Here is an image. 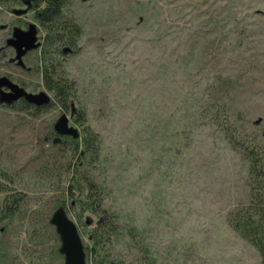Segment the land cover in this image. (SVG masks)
Listing matches in <instances>:
<instances>
[{"label":"rangeland","instance_id":"obj_1","mask_svg":"<svg viewBox=\"0 0 264 264\" xmlns=\"http://www.w3.org/2000/svg\"><path fill=\"white\" fill-rule=\"evenodd\" d=\"M63 16L81 33L59 69L74 82L72 108L84 110L96 148L79 160L69 143L52 141L56 105L0 103V182L6 173V186L23 194L10 220L0 191V264H62L48 222L58 205L77 226L86 264H96L90 233L104 213L114 230L97 252L115 264H262L227 221L248 199V165L221 117L264 126V0H68ZM11 18L3 6L0 24ZM39 50L30 71L0 54V75L52 98ZM86 179L92 209L67 190Z\"/></svg>","mask_w":264,"mask_h":264},{"label":"trees","instance_id":"obj_2","mask_svg":"<svg viewBox=\"0 0 264 264\" xmlns=\"http://www.w3.org/2000/svg\"><path fill=\"white\" fill-rule=\"evenodd\" d=\"M15 2L18 0H0L3 6L12 5ZM67 2L68 0H38L36 4V18L43 31L39 36L41 46L39 47L37 66L44 87L52 93L50 103L37 107L20 99L10 107H15L17 110L43 111L51 105H56L62 112L71 109L73 121L82 127V133L79 134L80 138H69L67 143L71 145L72 152L76 153L80 160L92 149L95 150L96 133L85 124L84 110L72 108L74 82L62 75V71L59 69V64L62 62L60 48L64 45L75 47L81 33L80 27L74 21L63 16ZM212 110L219 117V108L212 105ZM235 114L238 115H234L233 119L223 114L221 127L233 144L240 148L247 161L246 183L249 195L246 201L229 211L227 221L240 236L257 249L260 260L264 264V126L260 127L254 123H249L250 126L242 124L239 113ZM53 135H55L54 128ZM54 143L61 144L63 142L56 141ZM1 177L3 180L0 182V191L4 192L1 215L12 220L20 210L23 194L19 191L16 192L13 187L9 189L6 186V183L9 182L6 173ZM94 185V181L86 179L83 182L77 181L76 184L68 183L67 190L69 195L75 196V189H77L80 193L77 195H81V198H78L81 207L92 209L96 191ZM104 214L105 216L98 220L91 229L92 246L89 248L91 251L89 252L95 256L96 264H115L106 251L104 254L97 252L101 244L109 240L110 234L114 230L112 222L106 217V213ZM54 251L56 250L54 249Z\"/></svg>","mask_w":264,"mask_h":264},{"label":"water","instance_id":"obj_3","mask_svg":"<svg viewBox=\"0 0 264 264\" xmlns=\"http://www.w3.org/2000/svg\"><path fill=\"white\" fill-rule=\"evenodd\" d=\"M28 6L24 8H11L14 13H24ZM14 42L11 44L17 48L16 57L21 62V55L30 48H36L40 44L38 39V29L34 24H30L28 29L20 31L17 27L14 28ZM17 42L18 44H16ZM18 45L24 46L18 50ZM73 51L70 46H63L62 53ZM24 98L28 103L34 106L48 105L51 101L49 94L40 90L37 92L27 91L23 86L13 82L8 76L0 75V103L11 104L13 101ZM54 130L59 135H71L73 138L79 136V131L68 122L66 112H62L55 120L53 125ZM54 138V142H58L59 137ZM48 222L54 226V230L59 238L58 251L63 256L62 264H86L85 248L79 235L75 222L68 216L63 205H58L50 214Z\"/></svg>","mask_w":264,"mask_h":264},{"label":"flooded vegetation","instance_id":"obj_4","mask_svg":"<svg viewBox=\"0 0 264 264\" xmlns=\"http://www.w3.org/2000/svg\"><path fill=\"white\" fill-rule=\"evenodd\" d=\"M37 1L38 0H18V2H15L12 5H9L8 6V12H9V14L13 15V18H11L10 22H5V23L0 24V29L6 30L5 36L2 37V43L0 45V54L1 55L7 54V56H6L7 64L11 65L14 68H18V69L21 68V69H23L25 71H30L31 68H32V65L30 63H27L26 60L31 55V53H33L35 51V49H37V48H39L41 46L40 37L38 36V39H37V40L40 41V44L38 45V47L30 48V49L26 50L21 55L20 58H21V62L23 63V65H21L18 62L19 59L16 57L17 48H16L15 45L11 44V42L15 41V38H13L12 34H13V30H14L15 27H17V29L20 30V31H25V30L28 29L30 24H34L37 27V29H38L39 23H38L37 18H36V4H37ZM25 6H28V7H27V10L24 13H14L13 11H11V8L18 9V8H24ZM2 8H3V5L0 3V9H2ZM28 12L32 13V20H27L26 18H22L23 15H25ZM15 43L18 44L17 42H15ZM64 46H69V45H64ZM62 47L60 48V52H61ZM23 48H24V46L20 47L18 45V50H21ZM71 49L74 51L73 47H71ZM73 51H71V52H73ZM71 52H67V53H71ZM62 54H66V53H62ZM1 75H6L13 82L18 83L17 80L13 79L8 73L1 74ZM19 85H21V84H19ZM21 86H23V85H21ZM20 99H24V98L21 97V98L15 100V101H18ZM15 101H13L11 104H13ZM1 104L7 105V104H4V103H1ZM11 104H8L7 106H10ZM31 105H33V104H31ZM68 122H69V119H68ZM69 124L72 125L71 123H69ZM56 136H57V133L55 131V136L52 138V141L54 140V138H56ZM57 137H59L58 142H68L69 138H73L71 135H59ZM67 137H69V138L67 139Z\"/></svg>","mask_w":264,"mask_h":264}]
</instances>
